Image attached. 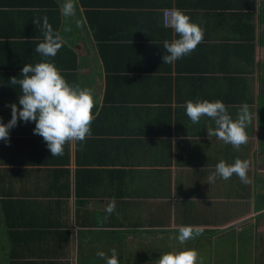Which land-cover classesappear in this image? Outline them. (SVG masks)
Masks as SVG:
<instances>
[{
	"label": "crops",
	"instance_id": "crops-1",
	"mask_svg": "<svg viewBox=\"0 0 264 264\" xmlns=\"http://www.w3.org/2000/svg\"><path fill=\"white\" fill-rule=\"evenodd\" d=\"M62 3L0 0V121L11 119L7 105L21 107L10 79L45 60L92 89L95 116L90 137L61 156L34 122L18 120L0 140V264H105L97 253L111 249L119 264H152L182 250V225L202 229L185 242L198 264L217 254L229 263L239 250L264 264V0H76L70 18ZM173 8L204 37L167 64L163 41L175 34L163 13ZM44 17L65 41L54 57L36 52ZM188 100H220L234 120L247 104L248 142L236 150L208 136L214 121L191 122L180 107ZM227 146L228 164L249 161V183L234 174L209 184Z\"/></svg>",
	"mask_w": 264,
	"mask_h": 264
},
{
	"label": "clouds",
	"instance_id": "clouds-1",
	"mask_svg": "<svg viewBox=\"0 0 264 264\" xmlns=\"http://www.w3.org/2000/svg\"><path fill=\"white\" fill-rule=\"evenodd\" d=\"M61 16L70 18L76 14V0H63L60 6ZM166 24L175 34L174 38L163 41L167 55L162 56L163 63L171 64L176 60L190 55L203 41L204 30L180 9H166ZM39 24L40 20L33 21ZM43 42L36 47V52L43 57H54L65 41L58 31H54L43 18ZM64 27L63 31H70ZM18 79H10L11 84L19 85L21 93L18 103L7 105L11 108V119L7 124L0 121V140L9 138V130L17 125L18 120L34 122L33 134L39 135L46 142L51 157L63 155L66 143L83 142L91 135V123L95 119L92 113L94 107L93 92L90 88H81L79 85H70L61 75L56 66L47 60L38 62L34 66L26 64L22 67ZM180 107L185 109L186 116L193 123H199L201 117H208L214 121L215 128L209 127L208 136L216 137L225 144H230L236 150L248 142L246 132L247 122L251 117L247 104L240 107L237 118L234 120L220 100L186 101ZM249 161L236 158L234 163L228 164L221 160L215 165V172L208 177L209 184L217 177L228 180L234 174L241 182H250L247 172ZM115 209L114 199L109 202L107 211ZM177 239L184 244L202 234L197 226H180ZM111 255L98 252L97 256L105 260V264H119L118 254L111 249ZM198 252L195 249H182L160 254L152 264H198Z\"/></svg>",
	"mask_w": 264,
	"mask_h": 264
},
{
	"label": "trees",
	"instance_id": "trees-1",
	"mask_svg": "<svg viewBox=\"0 0 264 264\" xmlns=\"http://www.w3.org/2000/svg\"><path fill=\"white\" fill-rule=\"evenodd\" d=\"M83 5H85L84 3H83ZM125 59H129V57H125ZM135 60V57H134V59H133V61ZM244 62V61H243ZM133 63L134 62H132V65H133ZM252 63L255 65V63H254V61L252 60ZM107 70H110V69H107ZM200 84V83H199ZM207 85H209V84H204V85H202V84H200V86L203 88V87H206ZM214 86H215V88H213V92H214V94H215V96H216V83H214L213 84ZM222 89L224 90V91H227L228 89L226 88V87H223L222 86ZM227 89V90H226ZM211 102H213V101H211ZM231 107V106H230ZM181 112H182V114H185V109L183 108V110H181ZM208 120L209 121H211V119L210 118H208ZM229 147V148H228ZM228 148V149H227ZM231 147L230 146H227L226 147V149H224V150H227L226 151V154H224V158L222 159V160H224L225 162H227V163H231L232 161H233V158L231 157H229V153L231 152ZM241 248L243 249L244 248V246H241ZM257 248H259V246H257ZM262 247L260 246V249H261ZM249 252H251V248H249ZM252 253V252H251ZM250 253V254H251ZM246 254H248V252L247 253H243L241 250H239L238 251V258H234L233 260H237L236 262L238 263V264H243V262H244V260H245V264H261L260 262H259V260H254L255 261V263H254V261H252V259H251V261H249V259H248V256L246 255ZM219 257V255L217 254L216 255V259Z\"/></svg>",
	"mask_w": 264,
	"mask_h": 264
},
{
	"label": "rangeland",
	"instance_id": "rangeland-1",
	"mask_svg": "<svg viewBox=\"0 0 264 264\" xmlns=\"http://www.w3.org/2000/svg\"><path fill=\"white\" fill-rule=\"evenodd\" d=\"M181 247H182V249H188L187 248V244L186 243H184V244H181ZM215 247V249H216V245L215 246H212V244H211V249H213ZM212 254H213V251H211L210 252V255L212 256ZM140 260H143V259H140ZM225 260H229V259H225ZM237 260L235 259V260H233V261H231V262H229V263H226V264H238L237 262H236ZM215 263L216 264H225L224 262H219V263H217L216 262V255H215ZM246 262H245V260H244V262H243V264H245Z\"/></svg>",
	"mask_w": 264,
	"mask_h": 264
},
{
	"label": "built area",
	"instance_id": "built-area-1",
	"mask_svg": "<svg viewBox=\"0 0 264 264\" xmlns=\"http://www.w3.org/2000/svg\"><path fill=\"white\" fill-rule=\"evenodd\" d=\"M163 19H164V24L167 26V24H166L167 17H166V15H165V11H164V13H163Z\"/></svg>",
	"mask_w": 264,
	"mask_h": 264
}]
</instances>
